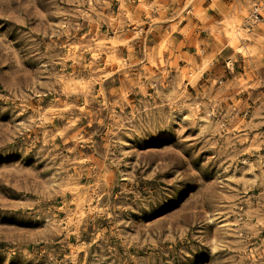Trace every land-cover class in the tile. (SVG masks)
I'll return each mask as SVG.
<instances>
[{
    "label": "rangeland",
    "instance_id": "1",
    "mask_svg": "<svg viewBox=\"0 0 264 264\" xmlns=\"http://www.w3.org/2000/svg\"><path fill=\"white\" fill-rule=\"evenodd\" d=\"M0 264H264V0H0Z\"/></svg>",
    "mask_w": 264,
    "mask_h": 264
},
{
    "label": "bare ground",
    "instance_id": "2",
    "mask_svg": "<svg viewBox=\"0 0 264 264\" xmlns=\"http://www.w3.org/2000/svg\"><path fill=\"white\" fill-rule=\"evenodd\" d=\"M243 29V28H242ZM229 31V30H228ZM226 33V32H225ZM229 33H231V32H229ZM238 34H239V32H238V30L237 31H233L232 32V34H231V41H233V42H236L237 40H238ZM230 39V38H229Z\"/></svg>",
    "mask_w": 264,
    "mask_h": 264
},
{
    "label": "built area",
    "instance_id": "3",
    "mask_svg": "<svg viewBox=\"0 0 264 264\" xmlns=\"http://www.w3.org/2000/svg\"><path fill=\"white\" fill-rule=\"evenodd\" d=\"M258 19H259V13H256V14L254 15V20H253V22L255 23Z\"/></svg>",
    "mask_w": 264,
    "mask_h": 264
}]
</instances>
